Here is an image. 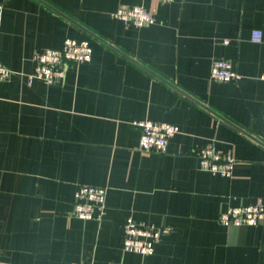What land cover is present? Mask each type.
<instances>
[{"label":"crops","instance_id":"0c3cea01","mask_svg":"<svg viewBox=\"0 0 264 264\" xmlns=\"http://www.w3.org/2000/svg\"><path fill=\"white\" fill-rule=\"evenodd\" d=\"M136 4L155 24L111 15ZM66 37L91 60L30 81L34 51ZM218 57L238 79L211 78ZM0 61V264H264V223L219 219L264 197V0H0ZM146 118L179 126L166 152L139 148ZM210 140L231 177L201 167ZM79 184L107 188L101 220L72 214ZM129 217L169 228L153 253L123 249Z\"/></svg>","mask_w":264,"mask_h":264},{"label":"built area","instance_id":"2783aa9c","mask_svg":"<svg viewBox=\"0 0 264 264\" xmlns=\"http://www.w3.org/2000/svg\"><path fill=\"white\" fill-rule=\"evenodd\" d=\"M171 1V0H167ZM112 17L135 26H150L156 22V13L144 5H122L112 12ZM253 42L263 40L261 29L255 28L251 33ZM228 43V40H225ZM92 47L88 40L66 37L61 47L37 49L33 54L34 70L29 80L39 79L46 84H53L64 78L69 66L89 61ZM14 71L0 61V81L8 80ZM211 78L219 81L236 80L239 77L231 61L227 58L214 59ZM264 79V73L261 74ZM141 127L139 148L145 151L166 152L169 140L179 131V126L168 121L151 118L136 121ZM264 140V129H263ZM200 165L213 174L231 177L237 158L231 152L221 149L214 140L208 141L199 152ZM75 203L72 214L82 219L101 220L106 213L107 188L95 184H79L74 194ZM220 222L230 225H258L264 223V197L247 205H230L219 216ZM169 228L138 222L129 217L124 226L123 249L143 255L154 252L158 243Z\"/></svg>","mask_w":264,"mask_h":264},{"label":"water","instance_id":"95a60500","mask_svg":"<svg viewBox=\"0 0 264 264\" xmlns=\"http://www.w3.org/2000/svg\"><path fill=\"white\" fill-rule=\"evenodd\" d=\"M89 33L92 34L93 36L97 37L98 39H100L101 41L105 42V43H108L109 45H112L110 42H108V40L104 39L102 36L96 34L95 32L93 31H90L89 30ZM117 50H119L121 53L125 54L122 50L116 48ZM127 55V54H126ZM129 58H131L132 60L136 61L134 58H132V56L130 55H127ZM138 62V61H137ZM139 65H141L142 67H144L145 69L149 70L150 72L154 73L155 75L159 76L158 73H156L155 71L151 70L150 68L146 67L143 63L141 62H138ZM217 115H219L217 112H216ZM221 117H223L222 115H219Z\"/></svg>","mask_w":264,"mask_h":264},{"label":"rangeland","instance_id":"374dc122","mask_svg":"<svg viewBox=\"0 0 264 264\" xmlns=\"http://www.w3.org/2000/svg\"><path fill=\"white\" fill-rule=\"evenodd\" d=\"M122 6V5H121Z\"/></svg>","mask_w":264,"mask_h":264}]
</instances>
